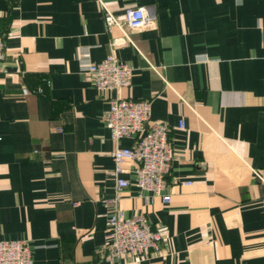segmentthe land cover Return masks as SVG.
Here are the masks:
<instances>
[{
    "label": "crops",
    "instance_id": "0c3cea01",
    "mask_svg": "<svg viewBox=\"0 0 264 264\" xmlns=\"http://www.w3.org/2000/svg\"><path fill=\"white\" fill-rule=\"evenodd\" d=\"M102 1L157 15L113 48L132 67L117 93L80 72V52L100 61L122 36L97 0H0V240L28 241L32 264H264V0ZM116 94L150 99L174 151L168 202L121 174L119 207L162 234L139 261L101 249Z\"/></svg>",
    "mask_w": 264,
    "mask_h": 264
},
{
    "label": "built area",
    "instance_id": "2783aa9c",
    "mask_svg": "<svg viewBox=\"0 0 264 264\" xmlns=\"http://www.w3.org/2000/svg\"><path fill=\"white\" fill-rule=\"evenodd\" d=\"M107 30L117 26L122 32L121 37L110 40L111 52L100 61H90L85 51L80 52V72L87 76L99 91H115L128 87L132 67L120 61L112 52L113 48L125 40L131 41L127 29H140L152 26L157 15L151 6L126 7L114 14L102 0H97ZM6 55L4 37L0 32V59ZM206 57H202L205 59ZM23 88L22 93L26 94ZM102 121L109 129L114 147L111 151L114 177V190L110 197L103 198L110 205L107 218V230L102 251L109 256H131L139 261L145 255L158 250L162 241L161 232L154 228L144 214L126 216L119 207L123 188L128 187L130 179L121 174L132 173V183L139 189L152 195L160 196L164 202L170 195L164 193L167 175L171 169L174 151L168 139L166 123L151 119V100L116 96L109 99V106L102 115ZM183 127V123L179 124ZM133 139L127 147L119 145V139ZM131 162L128 170L124 164ZM264 183V180L261 179ZM0 264H32L31 250L26 240H0Z\"/></svg>",
    "mask_w": 264,
    "mask_h": 264
}]
</instances>
